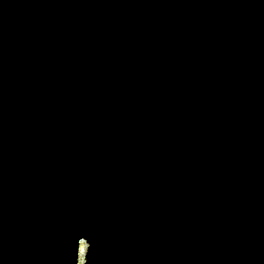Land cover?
<instances>
[{
  "label": "water",
  "instance_id": "obj_1",
  "mask_svg": "<svg viewBox=\"0 0 264 264\" xmlns=\"http://www.w3.org/2000/svg\"><path fill=\"white\" fill-rule=\"evenodd\" d=\"M0 264H264V0H0Z\"/></svg>",
  "mask_w": 264,
  "mask_h": 264
}]
</instances>
